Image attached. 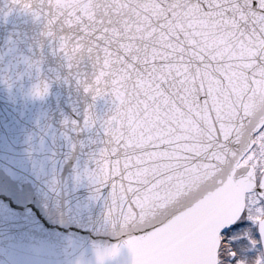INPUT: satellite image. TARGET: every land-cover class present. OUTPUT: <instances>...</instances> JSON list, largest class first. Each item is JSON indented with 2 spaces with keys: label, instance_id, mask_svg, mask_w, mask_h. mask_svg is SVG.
<instances>
[{
  "label": "snow or ice",
  "instance_id": "obj_1",
  "mask_svg": "<svg viewBox=\"0 0 264 264\" xmlns=\"http://www.w3.org/2000/svg\"><path fill=\"white\" fill-rule=\"evenodd\" d=\"M11 4L91 101L64 126L93 148L73 190L119 241L97 264L124 248L132 264H264V0Z\"/></svg>",
  "mask_w": 264,
  "mask_h": 264
},
{
  "label": "water",
  "instance_id": "obj_2",
  "mask_svg": "<svg viewBox=\"0 0 264 264\" xmlns=\"http://www.w3.org/2000/svg\"><path fill=\"white\" fill-rule=\"evenodd\" d=\"M40 32L11 0H0V264H97V251L119 241L101 227L102 205L89 203L85 187L73 190L93 148L89 134L64 126L81 120L91 101L63 82V62ZM41 82L50 83L49 94L34 99ZM106 111L97 102V115ZM53 180L64 187L59 206ZM108 264H132L131 254L124 248Z\"/></svg>",
  "mask_w": 264,
  "mask_h": 264
}]
</instances>
